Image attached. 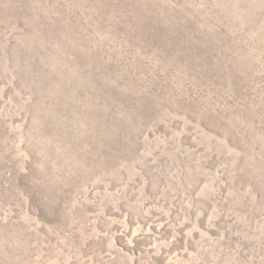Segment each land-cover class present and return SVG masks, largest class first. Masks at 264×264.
Returning a JSON list of instances; mask_svg holds the SVG:
<instances>
[{"label":"rangeland","instance_id":"obj_1","mask_svg":"<svg viewBox=\"0 0 264 264\" xmlns=\"http://www.w3.org/2000/svg\"><path fill=\"white\" fill-rule=\"evenodd\" d=\"M0 264H264V0H0Z\"/></svg>","mask_w":264,"mask_h":264}]
</instances>
